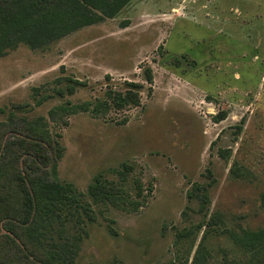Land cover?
Masks as SVG:
<instances>
[{"label": "rangeland", "instance_id": "1", "mask_svg": "<svg viewBox=\"0 0 264 264\" xmlns=\"http://www.w3.org/2000/svg\"><path fill=\"white\" fill-rule=\"evenodd\" d=\"M68 79L86 86L71 95ZM128 82L144 87L139 107L100 116L64 110ZM14 143L21 172L36 163L52 180L55 166L90 207L93 221L68 216L47 234L48 243L77 247L74 264H194L198 253L205 264L246 263L250 256L218 229L221 220L264 229V0H132L115 18L46 47L19 43L0 55V144ZM124 165L133 199L137 184L141 195L152 190L144 206L95 205V177L118 185ZM212 179L200 213L188 192Z\"/></svg>", "mask_w": 264, "mask_h": 264}, {"label": "trees", "instance_id": "2", "mask_svg": "<svg viewBox=\"0 0 264 264\" xmlns=\"http://www.w3.org/2000/svg\"><path fill=\"white\" fill-rule=\"evenodd\" d=\"M131 1L13 0L8 5L0 6V55L19 43L33 49L46 47L77 30L115 18ZM145 75L147 83L152 84L154 77L150 68L145 69ZM68 82L70 84L67 89L71 95L76 87L86 86V83L75 79H68ZM125 84L124 90L108 89L105 98L97 100L93 105L88 102L67 105L64 110L70 115L90 112L93 116H100L113 109L124 111L139 107L143 85L134 82ZM225 118L226 115L223 114L216 117L215 122L219 123ZM241 129L240 126L239 130ZM37 134L35 131L31 132L36 138L41 137L36 139V144L40 145L42 136ZM23 145L24 143L21 144ZM17 146L16 143L4 147L0 144V222L2 217L9 220L5 225V231L9 234L6 237L7 243L0 246V264H74L77 247L67 241L48 243L47 234H50L54 226L63 225L68 216H77V220H81L82 215L88 221H93L91 213H88L90 207L84 203L82 195L72 184L59 181L55 166L52 180L42 177L41 168L36 163L27 165L28 170L21 172L14 150ZM36 149L35 151L40 150ZM41 155L43 158V154ZM131 170L132 167L124 165L122 170L115 171L121 182L118 185L102 179L100 175L95 177L88 189L93 203L110 205L127 212H137L144 206L152 192L151 188L147 189L146 195H141L144 190L137 184L139 193L135 199L124 190ZM213 182L214 179L208 186L196 183L188 192V199L200 202V213L210 204L208 187ZM260 201L264 208V192ZM221 224L219 232L250 256V260L243 264H264V229H229L223 225L222 220ZM208 226H216L215 221H209ZM17 241L27 252L23 258L20 256L21 250L11 246L17 245ZM193 263L205 264L203 254L200 256L198 253Z\"/></svg>", "mask_w": 264, "mask_h": 264}]
</instances>
